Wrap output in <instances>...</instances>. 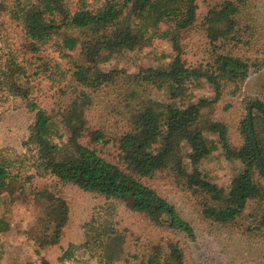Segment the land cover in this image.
Here are the masks:
<instances>
[{
    "label": "trees",
    "instance_id": "obj_1",
    "mask_svg": "<svg viewBox=\"0 0 264 264\" xmlns=\"http://www.w3.org/2000/svg\"><path fill=\"white\" fill-rule=\"evenodd\" d=\"M196 1L103 0L90 7L84 0L75 4L71 0H17L8 10L10 19L21 27V61L30 63L38 58L36 70L50 67L43 52L56 32L74 30L78 34L63 35L68 48L78 44L79 49L68 70L66 88L72 97L58 116L72 144L71 151L65 150L62 158L57 143L51 140L56 134L57 116L36 104L29 97V87L19 83L20 76L26 73L23 62L9 52L3 60L0 55V88L20 97L34 111L24 144L36 150L37 175H50L61 184L70 183L85 192L120 200L152 224L191 240L195 238L191 224L146 179H172L180 189L197 196L202 217L240 232L251 233L255 228L244 222L247 200H255L264 210V102H247L250 110L238 126L239 145L230 142L224 122L209 119L203 111L224 92L236 94L251 68L264 66V49L251 47L256 40L255 21L247 12L246 0L215 2L205 14L206 32L212 43L210 61L205 67L187 65L182 58L180 35L194 24ZM161 25V34L171 42L173 51L166 65L140 67L133 72L99 66L100 53L133 49ZM197 79L211 85L213 97L191 96L186 87ZM161 87L168 91L166 101L151 96L153 88ZM96 104L103 111L97 124L92 125L86 112ZM205 128L216 134V141L205 135ZM183 142L192 149L190 171L183 160ZM215 142L228 159L241 165L227 194L198 168L199 162L216 148ZM108 143L117 149L112 159L101 155V149L96 147ZM8 162L0 157V189L17 179L16 174H10ZM52 199L56 204L45 214V220L49 216L54 221L53 243L67 221V207L63 200ZM260 219L264 224V212ZM120 239V235L110 236L104 245L118 244ZM167 247L162 260L153 255L145 262L127 264H184L179 243L172 240ZM68 257L64 252L61 258Z\"/></svg>",
    "mask_w": 264,
    "mask_h": 264
},
{
    "label": "rangeland",
    "instance_id": "obj_2",
    "mask_svg": "<svg viewBox=\"0 0 264 264\" xmlns=\"http://www.w3.org/2000/svg\"><path fill=\"white\" fill-rule=\"evenodd\" d=\"M16 1L0 0V55L3 60L9 52L23 62L26 73L20 76L19 83L29 87V97L36 104L57 116L54 124L56 134L51 136V140L57 143L59 158H62L71 151L72 144L58 116L72 97L70 89L66 88L68 70L70 60L79 49L78 44L73 49L68 48L63 35L78 34L74 30L56 32L43 52L50 67L36 70L38 66L34 65L40 64L38 58L31 59L30 63L21 61L24 58L19 54L21 27L10 19L8 11ZM71 1L75 4L79 0ZM84 1L90 7H96L103 0ZM218 1H196L194 24L180 35L182 58L187 65L205 67L210 61L212 43L206 32L205 14L209 6ZM245 4L255 21L256 40L251 47L264 49V0H246ZM163 27L161 25L153 34H147L144 42L133 49L100 53L97 58L99 66L133 72L140 67L166 65L173 51L171 42L161 34ZM245 48L244 45L240 49L243 51ZM186 90L193 98L214 96L213 88L204 79L191 81ZM151 96L166 101L168 91L164 87L153 88ZM254 99L264 102V66L258 70L251 68L236 94L224 92L219 100L203 111L209 119L224 122L230 142L239 145L238 126L250 110L246 107L247 102ZM102 111L96 104L86 112L92 125L97 124ZM33 119L34 111L26 106L24 100L10 94L6 88H0V157L9 161L7 168L10 174L17 175L8 187L0 189V264H127L145 262L153 255L162 260L168 251V242L172 240L183 248L184 264H264V224L260 222L264 210L255 200H247L243 210L245 225L255 228L251 233H244L202 217L197 196L180 189L172 179H146V183L172 203L181 217L191 224L195 233L191 240L184 234L152 224L120 200L85 192L70 183L61 184L50 175H37L36 150L24 144ZM204 133L216 141L215 133L207 128ZM215 143L216 148L199 162L198 168L209 181L218 185L223 194H227L241 165L228 159L220 144ZM96 147L109 159L117 153L112 143ZM181 151L190 171L192 149L183 142ZM54 197L64 201L67 221L58 240L52 243L54 221L49 216L45 220V214L56 204ZM115 235L121 237L118 244L104 245L110 236ZM64 252L68 258H61Z\"/></svg>",
    "mask_w": 264,
    "mask_h": 264
},
{
    "label": "water",
    "instance_id": "obj_3",
    "mask_svg": "<svg viewBox=\"0 0 264 264\" xmlns=\"http://www.w3.org/2000/svg\"><path fill=\"white\" fill-rule=\"evenodd\" d=\"M253 143H254V147H255V153H256V156H257L259 162L261 163V161H260V156H259L258 150H257V148H256V144H255L254 139H253Z\"/></svg>",
    "mask_w": 264,
    "mask_h": 264
}]
</instances>
